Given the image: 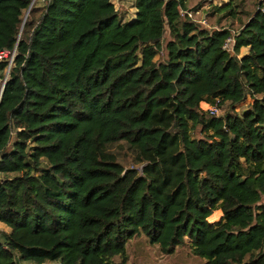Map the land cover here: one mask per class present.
Here are the masks:
<instances>
[{"label": "trees", "instance_id": "trees-1", "mask_svg": "<svg viewBox=\"0 0 264 264\" xmlns=\"http://www.w3.org/2000/svg\"><path fill=\"white\" fill-rule=\"evenodd\" d=\"M186 2L0 0V264H264V6Z\"/></svg>", "mask_w": 264, "mask_h": 264}, {"label": "rangeland", "instance_id": "rangeland-1", "mask_svg": "<svg viewBox=\"0 0 264 264\" xmlns=\"http://www.w3.org/2000/svg\"><path fill=\"white\" fill-rule=\"evenodd\" d=\"M114 6L120 11V16L123 20L129 19L132 14V0H112ZM230 3L234 14L232 17H221L222 12H216L214 7L225 5ZM258 5L264 6V0H187L186 7L191 10L195 20H203L205 25L210 28H226L233 33H237L243 22L247 20ZM234 42L231 41L224 48L228 52L232 53L230 49ZM247 52V48L241 47L238 51V57L244 55ZM3 80L0 79V89ZM249 102L246 99L242 103L238 104L235 108L240 109V105ZM199 106L207 110L208 104L200 102ZM219 111V110H217ZM218 113V112H217ZM220 218V211L215 216L209 217V221L213 222ZM0 232L8 233V229L0 223ZM1 234V233H0ZM188 243V239H185ZM35 243V242H33ZM42 243V242H39ZM126 250V263L125 264H204L203 258L196 257L192 254L187 245L178 246L174 252L169 255L161 253L157 245H152L148 242L146 237L140 235L135 238L129 239L125 243ZM114 262H118L119 258L114 257Z\"/></svg>", "mask_w": 264, "mask_h": 264}, {"label": "built area", "instance_id": "built-area-1", "mask_svg": "<svg viewBox=\"0 0 264 264\" xmlns=\"http://www.w3.org/2000/svg\"><path fill=\"white\" fill-rule=\"evenodd\" d=\"M188 14V16H191V17H193V15L189 12V13H187ZM201 23H204V21L203 20H199ZM231 41H233V38L232 37H227L225 40H224V43H223V48H225L226 46H227V44H229ZM230 45H232V44H230ZM230 49H231V47H230Z\"/></svg>", "mask_w": 264, "mask_h": 264}, {"label": "crops", "instance_id": "crops-1", "mask_svg": "<svg viewBox=\"0 0 264 264\" xmlns=\"http://www.w3.org/2000/svg\"><path fill=\"white\" fill-rule=\"evenodd\" d=\"M219 210H216V211H214L212 214H211V216L214 214V213H216V212H218ZM220 215H221V213H220ZM210 216V217H211ZM2 224V223H1ZM0 233H3V232H0Z\"/></svg>", "mask_w": 264, "mask_h": 264}, {"label": "water", "instance_id": "water-1", "mask_svg": "<svg viewBox=\"0 0 264 264\" xmlns=\"http://www.w3.org/2000/svg\"><path fill=\"white\" fill-rule=\"evenodd\" d=\"M2 87H3V82H2V86H1V89H2ZM1 89H0V92H1Z\"/></svg>", "mask_w": 264, "mask_h": 264}]
</instances>
